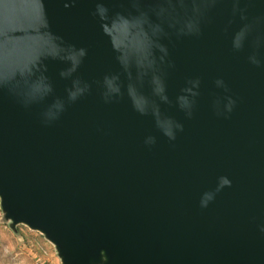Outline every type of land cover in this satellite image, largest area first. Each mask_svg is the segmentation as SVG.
<instances>
[{
	"label": "water",
	"instance_id": "95a60500",
	"mask_svg": "<svg viewBox=\"0 0 264 264\" xmlns=\"http://www.w3.org/2000/svg\"><path fill=\"white\" fill-rule=\"evenodd\" d=\"M0 200L62 264H264V0H0Z\"/></svg>",
	"mask_w": 264,
	"mask_h": 264
},
{
	"label": "rangeland",
	"instance_id": "374dc122",
	"mask_svg": "<svg viewBox=\"0 0 264 264\" xmlns=\"http://www.w3.org/2000/svg\"><path fill=\"white\" fill-rule=\"evenodd\" d=\"M0 264H62L55 245L26 225L13 227L0 200Z\"/></svg>",
	"mask_w": 264,
	"mask_h": 264
}]
</instances>
